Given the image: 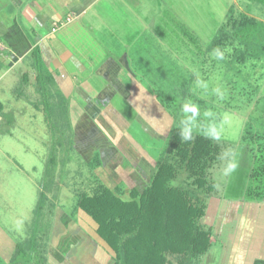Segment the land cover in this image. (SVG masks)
I'll return each instance as SVG.
<instances>
[{
    "label": "rangeland",
    "instance_id": "rangeland-1",
    "mask_svg": "<svg viewBox=\"0 0 264 264\" xmlns=\"http://www.w3.org/2000/svg\"><path fill=\"white\" fill-rule=\"evenodd\" d=\"M229 2H193L196 6L192 14L198 16L187 18L192 31L166 40L155 39L153 48L146 52L148 56L143 50H136L140 54V65H136L134 73L136 92L144 97L153 96L149 101L139 98L147 113L138 117L134 116L137 107L129 105L125 97L114 99L119 111L125 114L111 105L103 106L106 98L102 97L120 90L114 82L116 87L109 81L93 82L87 78L84 87L93 97H82L87 93L83 87L77 88L81 82L77 79L78 82L71 83V92H66L67 106L56 109L59 114L65 110L62 118L56 120L44 112V96L34 67L29 77L26 74L21 77L24 72L21 66L8 74L5 86L0 87L1 260L4 261V255L12 257L19 244L25 248L28 260L17 264H47L48 255L54 253L57 255L54 262L57 261L54 263L52 257L49 264H109L108 261L112 264L114 252L98 236L97 224L78 208V201L107 188L126 202L131 190L142 194L148 189L171 129L176 127L179 132L175 130L179 137L177 145L184 147L182 144L188 142L180 136L181 119L192 115L181 112V105L188 101L199 108L192 128L193 139L209 141L210 147L218 148L212 159L202 156L200 161L206 166V178L213 186L212 191H205L202 196L207 208L197 224L211 234L212 243L192 264H252L264 260V173H259L264 171V55L253 58L244 54L240 60L236 56L242 54L243 47L236 41L221 46L223 60L207 50L221 29L230 32L229 25L224 24L229 11L221 17ZM246 2L253 6L252 14L258 20L264 19L262 5ZM146 45L147 41L139 47ZM121 75L119 83L131 88L128 79L127 82ZM43 83L54 95L50 103H61L58 94H62L54 81ZM105 86V90L98 92V88ZM49 92L44 94L45 99ZM206 112L210 115L206 116ZM106 118L111 125L105 126ZM115 131L119 133L118 140L127 136L136 139V153L125 140L114 144ZM216 135L219 140L213 138ZM140 149L142 157L138 154ZM229 149L235 153L238 167L230 176H224L220 156ZM166 151L171 153L177 170L182 167V158L175 154L174 147L169 146ZM50 159L52 165L48 164ZM47 167L51 177L44 181L46 200L38 211ZM193 181L194 177L186 173L170 183L177 188L192 185ZM166 200L174 225L171 223L166 233L163 225L152 226L153 222L148 234L144 233L143 242L150 249L159 240L157 264H183L184 256L171 248L170 242L179 238L183 219L178 206L187 207L193 201L177 190ZM153 204L162 205L157 198ZM3 233L9 239L7 243ZM107 250L111 259L104 253ZM0 264H10L9 259Z\"/></svg>",
    "mask_w": 264,
    "mask_h": 264
},
{
    "label": "crops",
    "instance_id": "crops-1",
    "mask_svg": "<svg viewBox=\"0 0 264 264\" xmlns=\"http://www.w3.org/2000/svg\"><path fill=\"white\" fill-rule=\"evenodd\" d=\"M226 1L230 2L223 8L221 17H225L226 13L233 9L235 16L243 13L256 18L252 14L253 6L246 2L249 0ZM193 2L197 4L198 0H0V87L5 86V78L19 66L24 70L21 77L25 74L29 77L32 74V51L38 47L48 73L66 99L69 98L66 92H71V83L74 84L77 79L82 82L77 83V88L83 87L86 93L84 81L87 78H91L90 81L93 82H114L120 90L102 97L107 100H103V106L111 105V108L119 111L114 99L125 97L129 105L137 107L133 109L134 116L138 117V114L147 113L139 98L149 101L153 96L151 95L150 99V94L144 97L142 93L136 92L138 90L134 73L136 65H140V54H136V50L141 49L147 55L146 52L153 48L155 39L166 40L172 35L192 31V27L189 29L191 23L187 18L198 16L196 13L192 14L196 6ZM68 17L71 18L70 22H66ZM258 21L264 23V19ZM146 41L148 46L139 47ZM121 74L126 81L128 79L131 88L126 89L122 82L119 83ZM114 83L112 85L116 87ZM105 89L106 86L104 89L100 87L98 92ZM82 97L93 96L84 93ZM136 99L139 102H136ZM2 106L0 102V108ZM83 107L86 106L83 104ZM128 118L132 117L128 115ZM106 120L105 126L111 125L108 118ZM115 136L114 144L119 136L117 131ZM128 137L118 141L122 143L125 140L136 153V139ZM140 152L144 154L141 149L138 154ZM140 160H137L138 163ZM2 237L7 238L4 233ZM5 240L7 243L9 239ZM104 253L108 258H112L108 250ZM8 256L10 261L11 257ZM8 256L4 255V261L0 259V262H8ZM55 257L57 258L56 253L48 255L47 264L51 260L54 262Z\"/></svg>",
    "mask_w": 264,
    "mask_h": 264
},
{
    "label": "trees",
    "instance_id": "trees-1",
    "mask_svg": "<svg viewBox=\"0 0 264 264\" xmlns=\"http://www.w3.org/2000/svg\"><path fill=\"white\" fill-rule=\"evenodd\" d=\"M249 1L264 7V0ZM227 16L228 20L224 24L226 26L229 25L231 28L230 32L225 31V28L221 29L220 34L207 46V50L215 53L214 50L220 49L223 44L236 41L243 47L242 54L236 56L240 60H243L244 54L253 58L264 55V23L243 13L235 16L233 9H230ZM32 56L34 69L37 72L36 79L44 96V112H46V116L49 115L56 120L61 119V115L65 113V110L59 114V112H56V109L59 106L65 108L67 106L66 99L58 94L61 103H56V105L50 103L54 95L44 88L43 81H53L52 76L47 71L38 47L34 48ZM178 91L176 93L182 95ZM48 92L50 95L48 99H45L44 94ZM173 119L175 121L174 117ZM53 127L52 125V129H55ZM175 130L178 132L176 127H173L166 137V149L158 159V168L152 176L151 186L145 189L142 194H139L136 190H131L130 199L125 202L118 198L111 190L103 188L101 192L95 194L93 197L85 196L78 201V208L97 224L96 232L98 236L114 252L113 264L158 263L160 259L157 248L159 240L157 239L153 242L154 246L149 249L148 243L143 242L144 233L148 234V229L153 222L152 226L155 224H158V226L163 225L165 232H169V225L171 223L174 225V216L170 213V207L166 199L172 196L176 190L186 194L193 203L187 207L178 206L183 220L179 230V238H173L170 242L171 248L184 256L183 264H192L196 256L205 254L211 247V234L204 231L197 224L198 219L205 215L207 208L203 198L206 193L205 191H212L211 188L213 186L206 178V166L200 164V161L202 160V156H205L209 160L212 159L211 156H214V152L218 153V148L210 147L209 141L203 142L200 138L188 141L185 144L188 147H185L184 144H182L184 147H180L177 145L179 137L175 134ZM169 146L174 147L175 154H179L182 158L183 165L178 168L182 173H179L177 167L174 165L171 153L166 151ZM50 161L48 164L52 165L54 163L53 159H50ZM193 171H197V173H192ZM260 172L264 171L261 170ZM186 173L194 177L192 185L184 184V186H181L183 188L171 186V181L175 180L179 175L183 177ZM49 177L51 176L49 167H47L44 180L41 184L42 191H40L36 206L38 211L42 210L46 200L44 190H47V187L44 181ZM155 198L162 203L160 207H155L153 204ZM23 260H28L25 248L16 244L9 263L17 264ZM252 264H264V260H255Z\"/></svg>",
    "mask_w": 264,
    "mask_h": 264
},
{
    "label": "clouds",
    "instance_id": "clouds-1",
    "mask_svg": "<svg viewBox=\"0 0 264 264\" xmlns=\"http://www.w3.org/2000/svg\"><path fill=\"white\" fill-rule=\"evenodd\" d=\"M214 52L217 59H224V53L222 51L216 49ZM181 112L185 114L190 112L192 114L191 116L185 115L180 121V136L184 141H190L193 139L192 128L195 125V116L199 115V108L188 101L181 105ZM205 115L208 116L210 113L206 112ZM213 138L217 140L220 139L219 135H216ZM220 159L224 162L222 169V174L224 176H230L236 171L238 162L235 158V153L232 150H225L221 154Z\"/></svg>",
    "mask_w": 264,
    "mask_h": 264
},
{
    "label": "built area",
    "instance_id": "built-area-1",
    "mask_svg": "<svg viewBox=\"0 0 264 264\" xmlns=\"http://www.w3.org/2000/svg\"><path fill=\"white\" fill-rule=\"evenodd\" d=\"M70 21H71V18L68 17V18L66 19V22H70Z\"/></svg>",
    "mask_w": 264,
    "mask_h": 264
}]
</instances>
